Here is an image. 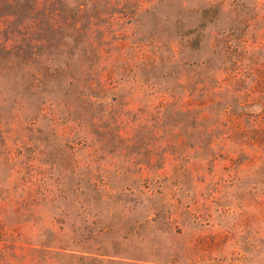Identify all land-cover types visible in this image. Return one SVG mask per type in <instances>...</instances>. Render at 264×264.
<instances>
[{
	"label": "rangeland",
	"instance_id": "rangeland-1",
	"mask_svg": "<svg viewBox=\"0 0 264 264\" xmlns=\"http://www.w3.org/2000/svg\"><path fill=\"white\" fill-rule=\"evenodd\" d=\"M58 1L41 0L56 28L31 32L33 1L0 0L48 80L0 72V264H264V120L211 145L154 120L199 107L205 60L261 82L264 0Z\"/></svg>",
	"mask_w": 264,
	"mask_h": 264
},
{
	"label": "trees",
	"instance_id": "trees-1",
	"mask_svg": "<svg viewBox=\"0 0 264 264\" xmlns=\"http://www.w3.org/2000/svg\"><path fill=\"white\" fill-rule=\"evenodd\" d=\"M12 1L14 2L15 0ZM32 1L33 8L30 12L38 14V18L35 19V21H37L35 24L36 28H33L31 32H36L38 30L47 31L56 28V25L51 21H46L45 25H41L45 23V21L41 19L42 16L48 18V13L41 8V0ZM96 1L99 0H74L78 10H82V8L87 7L88 4H93ZM58 2L60 3V0ZM207 4V12H204L206 16L215 12L216 8L225 6V2L219 4L207 2ZM180 6L181 9H184L183 3H181ZM28 35L29 34H26L25 31L21 32L19 28H3L0 24V72L10 74L17 88L30 86L32 89L33 86L37 88L47 86L48 80L46 77H44V79L42 78V70L33 71L31 63L29 62L28 50L31 49L33 51L37 49L39 44L25 42L27 41ZM24 39L26 40L24 41ZM212 48H214V45L210 43L206 51L207 56L215 54ZM41 57L42 56L37 55L36 59L40 60ZM218 63H220V68L215 71V68L208 60L203 61L202 64H205V71L191 80L192 87L197 88L201 95L198 108H185L184 106V108L181 107L180 109L174 108L173 110L170 109L171 111L166 110L164 112H159L158 116L154 118L158 126H165L168 129L169 136L173 138L184 136L189 141H196L197 143L204 144L206 142V144L211 145L214 138L217 137V133H219L218 129L221 126L229 127L228 136L232 138L235 135L233 129L235 122H237L236 120L244 119L250 122L251 125L260 124L264 120V78L259 82L256 76H254L252 79L254 85L245 89L247 78L244 76L242 68L229 69L227 61L224 59L220 60ZM47 74L48 73H46V75ZM71 85L76 86L75 84ZM200 85L202 88L199 89V87H201ZM79 88L86 89L85 86H78L76 89ZM91 90L93 92L92 87H90V91ZM215 90H218V92ZM92 104L101 108L108 106L104 100L98 103L93 102ZM218 106H222V115L228 116L229 120L226 119L227 121H225V124L222 121L223 125L217 124L216 128L212 129V127L207 126L212 118L206 116V113L214 111ZM161 113H164V117L160 116ZM176 116L183 118L182 122H179L182 126L181 128H177L178 131L174 128L175 126L171 124L172 118ZM116 136L119 139L121 137L119 133L116 134Z\"/></svg>",
	"mask_w": 264,
	"mask_h": 264
}]
</instances>
